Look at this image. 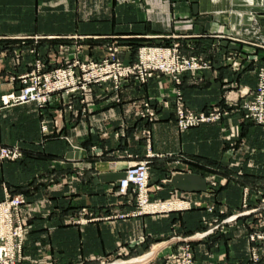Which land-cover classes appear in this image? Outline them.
<instances>
[{"label": "crops", "instance_id": "crops-1", "mask_svg": "<svg viewBox=\"0 0 264 264\" xmlns=\"http://www.w3.org/2000/svg\"><path fill=\"white\" fill-rule=\"evenodd\" d=\"M129 41L178 43L206 68L179 86L163 79L90 96L85 114L69 115L63 104L49 103L60 117V137H49L43 152L37 150L43 136L36 106L0 108V144L18 143L25 150L22 161L0 165V201L3 182L26 200L19 209L28 227L19 264H99L143 254L150 246L158 251L143 264H174L176 246L153 244L203 231L212 217L205 208L212 204L224 210L219 220L236 215V222L193 242L194 264H252L251 250L261 248L249 236L264 234V128L232 112L218 123L181 131L172 110L157 109L150 124L137 112L147 100L171 102L177 90L196 111L253 91L264 67V0H0V94L15 88L16 72L31 69L33 50L45 51L49 63H65L75 56L100 57L103 46ZM144 126L152 135L150 147L141 136ZM147 151L158 156L151 160L157 170L150 199L184 201L194 209L130 216L134 208L115 194L117 181ZM73 167L81 177L70 188L61 178ZM213 168L222 181L233 179L212 193L205 174ZM82 208L95 220L71 224L68 219Z\"/></svg>", "mask_w": 264, "mask_h": 264}, {"label": "built area", "instance_id": "built-area-1", "mask_svg": "<svg viewBox=\"0 0 264 264\" xmlns=\"http://www.w3.org/2000/svg\"><path fill=\"white\" fill-rule=\"evenodd\" d=\"M107 51V56L98 60H80L75 58L76 60L68 63L66 67L54 72L56 74V82H52L50 75L43 76V81L39 78L38 80H34L33 78L30 84L18 92L12 91L0 96V108H9L30 102L43 106L54 92H62L67 95H69L68 93H77L76 95L80 98V102L83 105L85 95L92 88L96 89L97 93L117 92L124 86H127L124 84L126 80H132L133 78L138 83H144L154 74L170 76L178 84L181 73L204 69V65H200L197 58L181 56L178 53L176 45L170 48H141L139 49L138 64L136 65H125L120 61L116 56L117 50L115 48H107ZM35 67L36 70L34 72L38 73V66L36 65ZM258 78L252 98L246 104L240 105V108L244 111L243 119L264 127V69H261ZM24 83L26 84V82ZM42 84L44 90L41 92L40 87ZM160 106L167 107L168 104L162 102ZM174 106V116L177 126L181 130L197 127L204 123L219 122L227 115L225 110L215 106L206 112H197L186 108L180 95L176 96ZM156 113L151 104L147 102L144 103L140 116L151 122L157 117ZM148 134V132H145L146 136ZM22 153L23 151L19 146L0 144V160L2 161L20 159ZM212 182L216 185L213 179ZM117 187L118 195H125L129 191L136 194L138 208L132 214L133 217L163 212L156 207L161 204L178 203L176 201L171 203H154L149 201V168L147 161H139L128 165L123 173V177L118 181ZM3 190L4 198L0 201V264H19L22 260L24 240L28 232V227L23 224L19 217V209L25 204V200L22 196H14L6 189ZM179 202L183 205V210L192 207L189 203ZM215 208L216 205L206 206L207 213L215 217L216 220H219L218 216H221L224 211L219 209L218 212H215ZM236 218V215L229 216L221 222L220 226L228 223L232 224L236 221ZM71 222L75 224L86 223L83 219H71ZM217 228L218 226L215 229ZM213 230H210L208 234ZM249 239L252 242L262 241L263 248L261 251L264 254V234L255 233ZM251 263L264 264V255L259 256L256 248L251 250ZM174 264H193V255L187 242L179 249Z\"/></svg>", "mask_w": 264, "mask_h": 264}, {"label": "rangeland", "instance_id": "rangeland-1", "mask_svg": "<svg viewBox=\"0 0 264 264\" xmlns=\"http://www.w3.org/2000/svg\"><path fill=\"white\" fill-rule=\"evenodd\" d=\"M35 41H38V40H35ZM173 45H176L177 46L178 53L181 56L186 57V58L195 57V56H192V55L185 54L181 50L180 45L178 43H174V42H169V43L164 44V45L163 44H161V45H151V44L141 43L140 45L137 46V48H136V50L134 52H133V50L129 46H126V45H118V44H115V43L111 42L110 44H108L106 46H103L104 47L103 50H104L105 53H104V55H101L100 57H95V56L94 57H91V56H89V58L86 57V58L82 59L80 56H77V57L75 56L74 58H71L69 61H67L65 63L56 62V61L49 63V61H46L45 60L46 59L45 58V56H46L45 54L46 53L44 54L45 51L42 52V50H33V51H31V53L35 57L33 58V60L30 63L31 64V69L29 71H23L21 73H17L16 72L15 73V76L11 78L12 81H15V88L11 89L8 92L1 93L0 96L4 95L6 93L12 92V91L18 92L23 87H25L28 84H30L31 81L33 80V78H34V80L35 79L38 80V78H39L40 80L43 81V76L50 75V78H51L52 82H56L57 81L56 74L54 73L56 70L63 69L64 67H66V65L68 63L72 62L73 60H76L75 58H78L80 60H87V59L98 60L100 58H104V57L107 56V53H108L107 48H115L117 50L116 56L125 65H136V64H138L137 61H138L139 49L144 48V47H148V48H156V47L170 48V47H173ZM195 58H197V57H195ZM198 61H199L200 65L203 64L204 66L203 65L202 66L204 68H206V64L203 61H201L200 59H198ZM36 65L38 66L37 67L38 73H35L34 72L36 70V67H35ZM261 69H264V67L258 69V71H257V81L259 79L258 78V74L260 73ZM201 70H203V69H201ZM201 70H197V71H186L184 73H181L179 75V83L178 84L175 82V79L171 78L170 76L160 75V74H154L151 78H148V80L146 82H144V83H138V81H134L133 78H132V80H126L124 84L127 85V86L128 85L129 86H133V87H138V86H146L147 87V86H151L154 82H157V81L159 82V81H161V80L164 79V80H168L170 85L173 84L175 86H179L182 83L183 78L185 76H192L191 77L192 78V82H194V80H193L194 77H193V74L192 73H195L196 74L198 71H201ZM31 74H33V75H31ZM52 76H53V78H52ZM24 82H26V84ZM135 82H137V83H135ZM133 83H135V84H133ZM111 86H112V84H111ZM43 90H44V88H43V84H42L41 87H40V91L42 92ZM94 90L92 88V90H90L85 95V97H84V104L83 105L80 102L81 101L80 98L76 95L77 93H68L69 95H67V94L62 93V92H58V93L57 92H54V94H52L48 98L47 103L44 104L43 106H38L36 103H33V102L25 103V104H34L36 106V108H37L36 111L39 112L40 115H41V117H42V119L39 121L40 122L39 123V133L43 137L38 142L39 149H37V150H40L42 152L44 151V148H45L44 147V144H45L46 140L49 139V137L50 138L51 137H57V138L60 137V135H57L56 136V133L58 132L57 131L58 130V127H60V123H59L60 117H57V115H54V113H53L54 111L49 107V103H59V104H63V108L65 109L64 111L66 112V114L69 113V115H71V113H74V112L75 113L76 112H78V113L80 112V114H85L86 113V106L85 105H86L87 99L90 96H92V98H94V99H99L102 96L101 94L96 93V91H94ZM121 90L120 91H117L116 93L121 92ZM253 94H254V90L253 91L246 90L244 92H240L238 98L231 99V98L225 97V99L222 102V104L221 103L212 104V105L209 106L208 109H210L211 107H214V106L215 107H220L221 109L225 110L226 113H227V115L224 116V118L229 117L232 114V112H234V113H237V114L240 115L241 120L250 122L249 120L243 119L244 111H243V109L240 108V105L246 104V102L250 98H252V95ZM177 95H180L181 96V99L183 100L185 107L186 108H190V107H188L186 105V103L184 101V98H183L181 92L179 93V91L177 90L176 93H175V95H174V98H173V100L171 102L168 101V100H165V99L164 100H158V101H155L154 99H152V101L147 100V101H144L143 103H141L140 108L138 109V112H137L138 118L140 120L144 121L146 124L153 123L156 120L157 117H155V119L150 122V121H147L144 118H141V116H140V114L143 111V105H144V103L149 102L151 104L153 110H155V111H157V109H160V110L161 109H163V110H167L168 109V110H172L173 111L175 109L174 102H175V98H176ZM162 102H166L168 104V106L167 107L160 106ZM21 105H24V104H21ZM76 105L81 106V109H79L77 111ZM16 106H20V105H16ZM47 106H48V108H46ZM190 109H192V108H190ZM207 110H201V111L199 110L197 112H206ZM194 111H196V110H194ZM173 114H174V112H173ZM215 123H218V122L204 123V124H201L200 126L191 127L189 129L199 128V127H202V126H205V125L215 124ZM250 123L253 124V125H255L252 122H250ZM176 124H177V121H176ZM255 126H258V125H255ZM260 127H263V126H260ZM189 129H186V130H189ZM186 130H181V131H186ZM145 132H148L149 134L146 136L145 135ZM141 136H142L143 140L145 141L146 145L150 147L152 135H151V132H150V130H149L148 127L144 126L142 128V130H141ZM65 137L66 136H63L62 139H64L65 142L68 143V145H70L69 142H68V139L65 138ZM14 145L20 147V145L18 143H15ZM14 145H11V146H14ZM71 146H69V147H71ZM148 150H150V149H148ZM22 151H23V153H22V157L20 159H17L15 161H2V160H0V165L3 164V163H7V162L8 163L9 162L18 163V162L22 161L25 158L24 157V155H25V152L24 151L25 150L22 149ZM33 153L34 154L35 153L37 154L39 152L37 151V152H33ZM157 157L158 156H155L152 153H150V151H147L145 158L133 160L132 162L129 163V165H132L133 163H136V162H139V161H147L148 162V168H149V191H148V199H149L150 202H154V203H165V202H170L171 203V202H175L174 200H172V201L171 200H169V201L166 200V201L157 202V201H153V200L150 199V195H149L150 194V188H151L150 181H151L152 178L155 177V172L154 171L157 170L156 167L151 163V160L153 158H157ZM167 157L170 158V155H167ZM177 157H178V155H177ZM180 158L181 159H184V156H180ZM61 159H62L63 162H66V159L65 158H61ZM67 161L72 162L73 161V158H70V159L67 158ZM178 161L175 160L176 164H178L177 163ZM176 166L178 167V165H176ZM69 170L71 172L68 173V175H66L65 177L63 176L61 179H62V181H64V183H67L70 186V188H72V185H74V183L76 181H79L80 180L81 174H80V169H76V168L74 169V167H73V168H71ZM125 170H126V168H125ZM187 171H189V170L187 169ZM209 172H210L209 174H205V179H206V182H207V191L208 192H212V193L215 192V190L219 189L220 185L223 184V182H226V181L228 182V181H230V180L233 179L230 176H228L227 178H224L225 181H222L221 176H220V171L218 169H214L213 168ZM184 173H187V172H184ZM195 173H197V172H195ZM202 174H204V173H202ZM77 178H79V179H77ZM49 179L50 180H55L54 175H52L51 178L49 177ZM212 179L216 183V185L213 184ZM119 180L120 179H118V181ZM118 181H117V184H118ZM2 188L3 189H6L8 191V188H7L5 182H3V184H2ZM3 192H4V190H3ZM115 194L117 195L118 198H120V197L128 198V200H127L128 204H130L134 208V211L130 213V216L133 217L132 214L134 212H136V209L138 208L137 207V196H136V194H134L133 192H130L129 191L125 195H118V187H116ZM243 194L248 196L249 195V190H245L244 189L243 190ZM11 195H13V194H11ZM14 196H22L24 198V195H22V194H15ZM24 200H25V198H24ZM176 202H178V203L161 204V205L158 206V208L161 209V211H164V212H165V210H168V209H171L170 211H175L176 210L177 212H186V211H190V210L194 209L193 204L192 203H189V204H191L192 207H190L189 209L182 210V208H183L182 206L183 205H181L179 201H176ZM182 202H184V201H182ZM212 206H215V205L212 204ZM179 210H181V211H179ZM220 210H223V209H220ZM218 211H219V207L216 206L215 212H218ZM206 212H207V210H206ZM74 214H76V216H71L68 219L71 224H75V223H72L71 222V219H76V220L83 219V220L86 221V223H84V224H75V225H85L88 222H91V221L95 220L92 217V215L90 214V212H88V210L86 208H82L81 210H79L78 212H75ZM115 215H116V217H119V218L126 217L124 214H120V213H115ZM143 215H147V214H142V215H138V216H143ZM135 217H137V216H135ZM218 217H220V216H218ZM223 220H221V221L220 220H216L215 217L212 216L211 219H210V221L208 222L209 224L207 225V227L203 231H201V232L193 233V234H191L190 236H187V237L170 236L169 238H167L165 240H162L160 242H156L153 245L155 246V245L161 244V245H163V247L176 246V251L171 254V261L174 263L175 257L178 256L179 249L183 245H185L186 242L190 246V249H191V252H192L191 244L193 242H195V241L203 240L207 236H209L210 234H213L215 231L219 230L218 228L223 226V225L220 226V224H221V222H223ZM234 223H232V224H234ZM232 224H229L228 223V224H225V225H228L229 226V225H232ZM217 226H218V228L215 229ZM210 230H213V231L210 234H208V232ZM27 234H28V232H27ZM253 234H255V233H253ZM25 239H26V237H25ZM257 243L259 244L260 248L262 249L263 248L262 247L263 242L262 241H258ZM24 244H25V240H24ZM152 248H153V246H150V248L147 251H144L143 254L151 251ZM261 249L258 252L259 256H263L264 255L262 253ZM143 254H137V255H135V256H133L131 258H128V259H120V260L119 259H116V260H109V261L108 260L107 261L101 260V262L99 264H114V263H116V261L123 262V261H126V260H130V259L139 257V256H141ZM146 255H148V254H146ZM192 255H193V252H192ZM250 259H251V255H250ZM193 264H194V257H193Z\"/></svg>", "mask_w": 264, "mask_h": 264}, {"label": "bare ground", "instance_id": "bare-ground-1", "mask_svg": "<svg viewBox=\"0 0 264 264\" xmlns=\"http://www.w3.org/2000/svg\"><path fill=\"white\" fill-rule=\"evenodd\" d=\"M156 208H158V206H157ZM157 251H158V248L155 249V250L153 251V253H151L150 255H147V256H145V257H143V258H140V259H138V260H136V261H133V262H129V263L116 262V263H114V264H143V263L148 262L151 258H153Z\"/></svg>", "mask_w": 264, "mask_h": 264}, {"label": "trees", "instance_id": "trees-1", "mask_svg": "<svg viewBox=\"0 0 264 264\" xmlns=\"http://www.w3.org/2000/svg\"><path fill=\"white\" fill-rule=\"evenodd\" d=\"M141 43L137 41H129L127 45L133 50V52L136 50L137 46L140 45Z\"/></svg>", "mask_w": 264, "mask_h": 264}]
</instances>
